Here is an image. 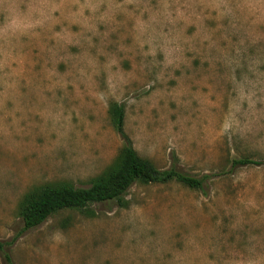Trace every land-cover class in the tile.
<instances>
[{
	"label": "rangeland",
	"instance_id": "rangeland-1",
	"mask_svg": "<svg viewBox=\"0 0 264 264\" xmlns=\"http://www.w3.org/2000/svg\"><path fill=\"white\" fill-rule=\"evenodd\" d=\"M125 130L205 188L136 182L24 230L25 194L88 187ZM264 0H0V239L14 264H264ZM0 264H5L0 252Z\"/></svg>",
	"mask_w": 264,
	"mask_h": 264
},
{
	"label": "trees",
	"instance_id": "trees-1",
	"mask_svg": "<svg viewBox=\"0 0 264 264\" xmlns=\"http://www.w3.org/2000/svg\"><path fill=\"white\" fill-rule=\"evenodd\" d=\"M111 121L123 139V146L114 161L101 173L94 176L88 187H78L70 181L48 182L25 194L19 205V214L24 221V230L42 224L49 216L65 209H85L93 203L118 201L121 205L124 195L136 182L166 183L172 180L202 190L208 175L201 177L187 174L175 165L159 168L153 161L141 156L133 140L125 130L126 107L118 101L110 103ZM250 158H234L233 166L263 164ZM9 242L0 239V252L5 264H14L7 251Z\"/></svg>",
	"mask_w": 264,
	"mask_h": 264
}]
</instances>
